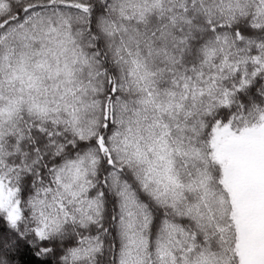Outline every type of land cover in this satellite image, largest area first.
<instances>
[{
	"label": "snow or ice",
	"instance_id": "snow-or-ice-1",
	"mask_svg": "<svg viewBox=\"0 0 264 264\" xmlns=\"http://www.w3.org/2000/svg\"><path fill=\"white\" fill-rule=\"evenodd\" d=\"M0 264H264V0H0Z\"/></svg>",
	"mask_w": 264,
	"mask_h": 264
}]
</instances>
